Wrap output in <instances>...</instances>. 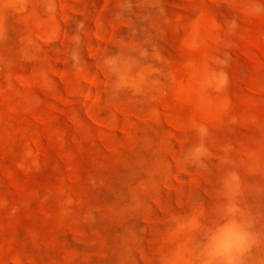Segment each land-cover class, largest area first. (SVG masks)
I'll return each mask as SVG.
<instances>
[{"label":"rangeland","instance_id":"obj_1","mask_svg":"<svg viewBox=\"0 0 264 264\" xmlns=\"http://www.w3.org/2000/svg\"><path fill=\"white\" fill-rule=\"evenodd\" d=\"M228 171L264 232V0H0V264H199Z\"/></svg>","mask_w":264,"mask_h":264},{"label":"clouds","instance_id":"obj_2","mask_svg":"<svg viewBox=\"0 0 264 264\" xmlns=\"http://www.w3.org/2000/svg\"><path fill=\"white\" fill-rule=\"evenodd\" d=\"M231 24L235 26V21ZM73 59H76L75 54ZM195 131L199 142L187 149L185 160L190 166L207 171L206 160L212 155L204 142L208 129L201 124L195 126ZM239 189L237 172L228 171L221 177L220 191L225 202L220 220L206 230L199 264H264V256L257 255V250L264 247V232L256 229L254 219L238 202Z\"/></svg>","mask_w":264,"mask_h":264},{"label":"bare ground","instance_id":"obj_3","mask_svg":"<svg viewBox=\"0 0 264 264\" xmlns=\"http://www.w3.org/2000/svg\"><path fill=\"white\" fill-rule=\"evenodd\" d=\"M194 86H195V85H193V87H194ZM191 87H192V86H191ZM193 87H192V88H193Z\"/></svg>","mask_w":264,"mask_h":264}]
</instances>
